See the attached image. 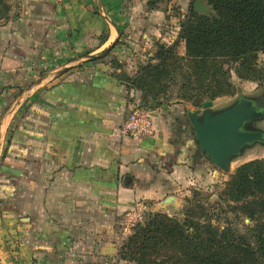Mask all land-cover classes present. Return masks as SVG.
Returning a JSON list of instances; mask_svg holds the SVG:
<instances>
[{"label":"crops","instance_id":"1","mask_svg":"<svg viewBox=\"0 0 264 264\" xmlns=\"http://www.w3.org/2000/svg\"><path fill=\"white\" fill-rule=\"evenodd\" d=\"M7 1L0 66L7 81H31L0 123L2 237L18 244L16 264H120L124 212L143 202L176 216L198 179L216 175L176 105L151 109L153 138L119 135L142 104L127 78L180 34L194 0Z\"/></svg>","mask_w":264,"mask_h":264},{"label":"trees","instance_id":"2","mask_svg":"<svg viewBox=\"0 0 264 264\" xmlns=\"http://www.w3.org/2000/svg\"><path fill=\"white\" fill-rule=\"evenodd\" d=\"M205 1L209 16L191 9L180 25L183 57L176 55V45H157L154 59L127 78L153 105L170 85L178 87L179 99L197 106L232 95L231 73L240 81L263 77L257 58L264 53V0ZM7 11L6 0H0V22ZM195 195L185 200L183 222L149 213L122 245L120 259L134 264H264V158L238 167L219 194L231 213L254 222L249 229L253 241L211 225Z\"/></svg>","mask_w":264,"mask_h":264},{"label":"rangeland","instance_id":"3","mask_svg":"<svg viewBox=\"0 0 264 264\" xmlns=\"http://www.w3.org/2000/svg\"><path fill=\"white\" fill-rule=\"evenodd\" d=\"M201 1L206 4L208 12L206 14H199V15L209 16L211 14V8L207 5L205 0H201ZM6 2H7V7H8L7 17L5 18V20L0 22V25L5 23L6 21H9L12 18L11 15H9L10 6L7 0ZM184 20H182V22H184ZM180 32H181V27H180ZM179 38H180V34H178V36L175 37V39L170 45H176V48H175L176 55L183 57L185 54V48L183 50L184 41L182 40L180 41ZM160 44H165V43H161L160 41H157L154 43L155 46L160 45ZM156 49L153 54V58L151 57L148 62L154 59L155 53L157 52ZM89 56H93V55H89ZM87 62H91V60L83 61V63H87ZM257 64L259 67H264V53L258 55ZM79 65H82V64H78L76 66L74 65L70 67V69H73ZM143 65H140V66H143ZM140 66L137 68V72ZM52 69L53 70L48 71L49 69L47 70V68L46 69L41 68L40 69L41 72L40 70L36 71L35 75L36 77H39V76L43 77L44 75H48L49 73L53 74V72L55 73L56 71L58 72V70H60V68H52ZM70 69L67 68L65 71L61 73H56V74L57 76L64 74ZM4 70L5 69H3V67L0 66V123H1L2 118L5 115L4 113L11 112L13 107H16V103L18 102V94L22 90H24V88H26L31 81V79H24V81L19 82V83L15 81L11 82L10 80L7 81L6 72L5 74L3 72ZM22 74L26 75L25 71H23ZM31 78L32 80L35 79L33 77ZM230 81L234 87V93L232 95L218 97L213 100H205V101L213 102V108H212L213 111H220V110H223L231 106L236 101L237 95L239 92L243 94L244 97L251 99L252 101H256L259 97L264 95V74L261 80L251 82V81H240L239 79H237L234 73H231ZM178 95H179L178 87L175 85H170L165 91V93H160L158 95L157 101H156L157 103H154L155 105L151 103L150 99L148 98L145 99L143 96H142V105L150 109L160 107L161 105H164V106L176 105L178 108L182 109L185 116H187V110L189 109L199 110L201 109L202 103L205 102L203 101L201 104L195 106L194 101L187 102V101L181 100L179 99ZM21 113H24V112L21 111ZM20 117L22 118V116ZM249 128L257 129L264 133V119L252 122L251 124H249ZM7 137L8 135H5L0 140V158L2 154V149L4 147ZM262 158H264V144H255L251 147L246 148L242 156L235 158L231 162V164L229 165V168L226 171L219 170L218 168L212 165L210 171L216 175L210 174L207 179H204V178L198 179L197 183L191 188V194L189 196L190 199H192V194L196 193L194 200L199 202L204 207L206 217L208 221L211 223V225L219 227L220 230H223V229L234 230L237 232V234L245 237L247 240L253 241L251 234L249 233V229L252 228L254 222L250 221L249 218H247L246 216H236L233 213H231L228 208L227 203L220 201L219 194L221 190L223 189L224 184L229 180L230 176L235 173L238 167H240L241 165L247 162L262 159ZM1 203L2 202L0 199V204ZM185 205L186 203L184 204V206ZM182 213L183 212L181 211L178 215L171 216V218H173L174 220H177L178 222H183L184 220L183 218L185 217H183ZM1 221H2V217L0 214V223ZM1 230L2 229L0 228V264H16L17 262L14 259L15 258L14 252L18 251V244L15 242H12L9 239L10 234H8V236H4L3 238ZM127 239L123 242V244L127 241ZM120 264H134V263L129 262L127 260H122Z\"/></svg>","mask_w":264,"mask_h":264},{"label":"water","instance_id":"4","mask_svg":"<svg viewBox=\"0 0 264 264\" xmlns=\"http://www.w3.org/2000/svg\"><path fill=\"white\" fill-rule=\"evenodd\" d=\"M192 10L197 14L208 12L206 4L201 0L193 1ZM108 52L109 49L100 56H87L83 61L102 59ZM66 69L60 68L55 73ZM212 108L213 102L205 101L201 109L187 110V116L201 152L214 167L226 171L246 148L264 144V133L249 128L252 122L264 119V107L239 92L231 106L220 111H213Z\"/></svg>","mask_w":264,"mask_h":264},{"label":"built area","instance_id":"5","mask_svg":"<svg viewBox=\"0 0 264 264\" xmlns=\"http://www.w3.org/2000/svg\"><path fill=\"white\" fill-rule=\"evenodd\" d=\"M153 111L140 104L133 103L120 125L119 135L123 138L149 139L155 135ZM149 214L143 202L134 203L121 217L119 240L123 243L142 224Z\"/></svg>","mask_w":264,"mask_h":264},{"label":"flooded vegetation","instance_id":"6","mask_svg":"<svg viewBox=\"0 0 264 264\" xmlns=\"http://www.w3.org/2000/svg\"><path fill=\"white\" fill-rule=\"evenodd\" d=\"M258 106L264 107V97H259L257 100Z\"/></svg>","mask_w":264,"mask_h":264}]
</instances>
